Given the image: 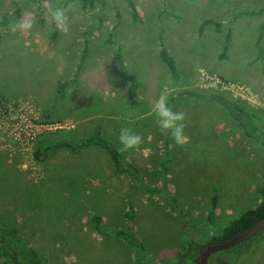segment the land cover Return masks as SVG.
I'll list each match as a JSON object with an SVG mask.
<instances>
[{
  "label": "rangeland",
  "instance_id": "obj_1",
  "mask_svg": "<svg viewBox=\"0 0 264 264\" xmlns=\"http://www.w3.org/2000/svg\"><path fill=\"white\" fill-rule=\"evenodd\" d=\"M133 1L139 22L124 0H0V224L43 264H157L188 237L208 241L264 198V56L255 48L259 37L264 49V0ZM58 10L63 26L54 19ZM205 19L212 23L200 31ZM25 22L31 27L21 28ZM160 45L175 62L176 80L157 55ZM83 46L76 83L55 98V82L70 77ZM116 56L141 82L133 98L119 84ZM179 90L242 105V124L217 99L171 101ZM161 95L184 114L183 146L156 123ZM17 126L35 135L20 140ZM121 128L144 137L139 149L121 153L134 173L115 172L97 146L33 155L95 129L119 148ZM128 230L131 245L113 234ZM217 263L264 264V232L207 264Z\"/></svg>",
  "mask_w": 264,
  "mask_h": 264
},
{
  "label": "trees",
  "instance_id": "obj_2",
  "mask_svg": "<svg viewBox=\"0 0 264 264\" xmlns=\"http://www.w3.org/2000/svg\"><path fill=\"white\" fill-rule=\"evenodd\" d=\"M128 6L129 14L131 20L133 22L141 21L138 10L133 0H124ZM264 11V6L261 10ZM8 16L5 15L1 21L3 24L7 20ZM212 21L210 19H205L201 21L199 24V30L204 27V25L210 24ZM215 25V29L218 31L217 24ZM263 24H260L259 27V36L261 35V29ZM56 32L53 31L51 36L54 37ZM228 36V35H227ZM260 40L259 37L256 39L255 48L258 54L264 56V49L259 45ZM86 54V46H83V50L81 52V56L78 60L77 66L75 70L71 73L68 79L58 80L54 84L55 98L62 99L66 93V88L69 85H74L76 83V71L80 66L81 60ZM117 55V54H116ZM157 55L160 60L165 65L166 71L169 77L172 80H176L178 75L176 73V66L172 56L168 53L166 49L160 45ZM223 54L219 55V58H222ZM119 68V84L121 86L127 87L128 97L133 98L135 96L137 88L141 85V82L131 76H128L124 70L123 64L121 62L120 57L116 56ZM194 96L203 100L212 101L213 99H217L219 102L225 105V107L229 110V112L233 115L234 119L241 122V117L245 114L243 110V106L238 103H233L226 101V99L219 97L217 95H203L198 92L189 91V90H179L170 96V100H180L185 99L187 97ZM244 127V126H243ZM89 146H97L102 148L107 152L109 158L111 160L113 170L115 172H130L134 173L135 168L132 164L125 162L123 155L118 151V147L107 140L106 138L100 135L98 129L93 130L88 135L78 139V140H69V139H58L55 142L45 145L41 150L34 152V157L36 159H41L46 155L48 151H51L55 148H65L70 153H76L83 147ZM163 149V157L167 160L168 150L167 144L164 143ZM164 164V163H163ZM132 205L128 202V207L126 212L124 213V217L131 220L132 219ZM264 218V198L254 207L250 209H246L242 211L237 217L230 220L226 225H224L219 231H217L214 235L210 236L208 241H201L198 238L188 237L184 240L183 244L179 247V249L175 252L172 259L160 261L157 264H197L198 255L200 254L202 248L211 242H217L221 240L228 239L236 234H239L246 230L248 227L256 223L258 220ZM90 221L93 224V229L97 233H101V219L97 215L90 216ZM264 232V228H262L258 233L249 238L246 241H243L236 246L222 250L219 252H215L213 254L219 253L220 257H224L229 255L231 251H237L238 249H246L250 242L257 238L261 233ZM113 234L120 235L123 240L131 245V239L134 237L132 233L128 230L127 232L123 231H115ZM9 236L8 240L6 237ZM138 244V243H136ZM211 254L208 258L213 255ZM0 264H43V256L40 255L36 249L30 246L26 241H23L19 234L15 230H6L0 224ZM137 259V258H135ZM207 260V263H208ZM218 264V263H217Z\"/></svg>",
  "mask_w": 264,
  "mask_h": 264
},
{
  "label": "clouds",
  "instance_id": "obj_3",
  "mask_svg": "<svg viewBox=\"0 0 264 264\" xmlns=\"http://www.w3.org/2000/svg\"><path fill=\"white\" fill-rule=\"evenodd\" d=\"M54 19L58 26H63L64 16L61 11H56L54 13ZM21 28L27 29L31 27L30 22H25L20 25ZM153 112L157 115L158 119L156 121L161 132L170 135L171 139L175 144L183 146L188 143V138L184 134L185 125L182 123L184 120V114L182 112H174L167 105V100L164 95L153 104ZM118 141L120 147L118 151L123 153L129 149L137 150L145 142L142 134L138 132H133L129 128H121L118 134ZM142 154L145 158L150 155L148 149H144Z\"/></svg>",
  "mask_w": 264,
  "mask_h": 264
},
{
  "label": "water",
  "instance_id": "obj_4",
  "mask_svg": "<svg viewBox=\"0 0 264 264\" xmlns=\"http://www.w3.org/2000/svg\"><path fill=\"white\" fill-rule=\"evenodd\" d=\"M262 228H264V218L258 220L243 232L236 234L228 239L207 243L198 255L197 264H207V260L211 254L230 249L237 244L248 240L256 233H258Z\"/></svg>",
  "mask_w": 264,
  "mask_h": 264
},
{
  "label": "built area",
  "instance_id": "obj_5",
  "mask_svg": "<svg viewBox=\"0 0 264 264\" xmlns=\"http://www.w3.org/2000/svg\"><path fill=\"white\" fill-rule=\"evenodd\" d=\"M26 119V118H25ZM53 124H56V123H53ZM51 124H47L46 127L49 128V126H51ZM26 132L24 133V130L20 127L17 126V132H16V136L17 138H19L20 140H23V139H31L34 135H35V132H29V134H27V136H25ZM32 134V136H31Z\"/></svg>",
  "mask_w": 264,
  "mask_h": 264
}]
</instances>
